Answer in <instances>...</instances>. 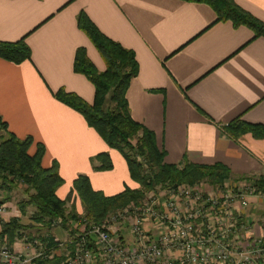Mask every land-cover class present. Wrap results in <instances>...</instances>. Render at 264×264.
I'll return each instance as SVG.
<instances>
[{"label":"crops","instance_id":"obj_1","mask_svg":"<svg viewBox=\"0 0 264 264\" xmlns=\"http://www.w3.org/2000/svg\"><path fill=\"white\" fill-rule=\"evenodd\" d=\"M232 1L264 24V0ZM80 12L133 52L137 73L124 94L128 114L153 133L163 163L222 164L230 180L264 175V139L224 132L236 118L264 127V37L252 38L244 26L216 21L207 5L182 0H0V41L22 40L29 50L18 64L0 59V119L17 138H31L29 154L43 146L42 168L55 162L69 188L85 175L105 196L136 187L122 157L53 97L63 90L92 102V85L72 70L77 48L97 72L104 70L76 25ZM102 152L112 168L96 172L92 159Z\"/></svg>","mask_w":264,"mask_h":264},{"label":"trees","instance_id":"obj_2","mask_svg":"<svg viewBox=\"0 0 264 264\" xmlns=\"http://www.w3.org/2000/svg\"><path fill=\"white\" fill-rule=\"evenodd\" d=\"M182 1L205 4L214 12L216 21H229L235 27L244 26L252 32V38L264 37V24L239 8L232 0ZM76 25L100 55L104 70L97 72L86 58L84 49L77 48L73 55L72 70L84 76L92 85V102L87 104L75 94L63 90H57L53 97L78 113L106 147L115 150L122 157L129 179L136 187H124L117 194L105 196L91 188L85 175H78L71 182L70 193L79 200L81 213L68 209L67 201L55 195L57 188L62 185L56 163L52 162L48 168H42L40 160L43 146L36 144L35 151L29 154L31 138H17L0 119V193L4 195L1 201H9V195L18 187H23L22 191L26 195L24 200L15 204L19 219H11L2 228L0 236H6L8 243H11L19 230L34 229L37 234L44 231L47 236L41 241H47L51 246L53 242L48 232L56 219H60L62 225L78 219L96 224L108 213L141 199L145 192L155 187L198 183L215 186L230 180L229 171L222 164L200 165L185 160L178 164L163 163L164 152L157 149L153 133L134 122L128 114L124 94L129 81L137 73L133 52L105 37L83 12L77 15ZM28 58L29 50L22 40L12 43L0 41V59L18 64ZM224 132L234 139L242 134H249L254 139H264L262 125L247 124L237 118L224 127ZM92 160L96 163L92 166L96 172L112 168L106 152L97 154ZM248 177H253L259 185L264 184V175ZM248 177L242 176L234 180ZM28 208L32 210L25 223L22 219ZM37 238L40 239L38 236ZM60 260L55 256L36 259L33 263L58 264Z\"/></svg>","mask_w":264,"mask_h":264},{"label":"built area","instance_id":"obj_3","mask_svg":"<svg viewBox=\"0 0 264 264\" xmlns=\"http://www.w3.org/2000/svg\"><path fill=\"white\" fill-rule=\"evenodd\" d=\"M19 217L16 206L0 201V234ZM56 227L67 236L48 232L51 246L34 229L19 230L11 243L0 236V264L55 256L58 264H264V184L248 177L155 187L100 223L56 219Z\"/></svg>","mask_w":264,"mask_h":264},{"label":"rangeland","instance_id":"obj_4","mask_svg":"<svg viewBox=\"0 0 264 264\" xmlns=\"http://www.w3.org/2000/svg\"><path fill=\"white\" fill-rule=\"evenodd\" d=\"M118 155V157L121 159L120 155L118 153H116ZM122 164L124 165L123 161H121ZM65 183L62 182V186H60L56 192V195L60 198H62L63 200H66V207L69 209V208H72L73 210H76V211H81V207H80V203H79V200L73 195L70 193V188L69 186H65L64 185ZM128 184H131L129 183L128 181ZM23 187H18L16 190H14L10 195H9V198L11 202H13L14 204L18 203L19 201L21 200H24L26 198V195H24L23 193ZM0 196H1V200H3L4 198V195L0 193ZM31 208H28L27 209V214L23 217L22 219V222H27V216L29 215V213L31 212ZM49 233L52 235V236H55L58 240L60 241H64L66 239V232L64 230H62L60 227H56V228H53V229H50L49 230Z\"/></svg>","mask_w":264,"mask_h":264}]
</instances>
